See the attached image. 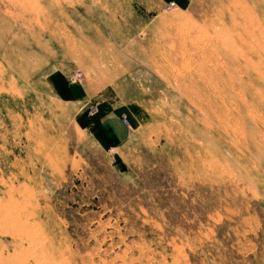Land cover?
<instances>
[{"label":"rangeland","instance_id":"obj_1","mask_svg":"<svg viewBox=\"0 0 264 264\" xmlns=\"http://www.w3.org/2000/svg\"><path fill=\"white\" fill-rule=\"evenodd\" d=\"M0 264H264V0H0Z\"/></svg>","mask_w":264,"mask_h":264},{"label":"crops","instance_id":"obj_2","mask_svg":"<svg viewBox=\"0 0 264 264\" xmlns=\"http://www.w3.org/2000/svg\"><path fill=\"white\" fill-rule=\"evenodd\" d=\"M118 126H120L118 120L107 121L103 124V126H100V129L102 130L104 135L106 134L112 142V145L120 144L123 141V134L121 133V130Z\"/></svg>","mask_w":264,"mask_h":264},{"label":"built area","instance_id":"obj_3","mask_svg":"<svg viewBox=\"0 0 264 264\" xmlns=\"http://www.w3.org/2000/svg\"><path fill=\"white\" fill-rule=\"evenodd\" d=\"M81 78V74H77V75H75V76H73L72 78H71V80H70V82L72 83H75V82H77L79 79Z\"/></svg>","mask_w":264,"mask_h":264},{"label":"bare ground","instance_id":"obj_4","mask_svg":"<svg viewBox=\"0 0 264 264\" xmlns=\"http://www.w3.org/2000/svg\"><path fill=\"white\" fill-rule=\"evenodd\" d=\"M77 74H81V73H77ZM77 74H74L73 76H75V75H77ZM73 76H72V77H73ZM81 78H82V74H81ZM81 78H80L77 82H75V83H78V82L81 80ZM70 84H74V83H73V82H72V83L70 82Z\"/></svg>","mask_w":264,"mask_h":264}]
</instances>
